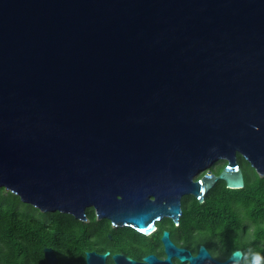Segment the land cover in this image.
<instances>
[{
  "label": "water",
  "instance_id": "obj_1",
  "mask_svg": "<svg viewBox=\"0 0 264 264\" xmlns=\"http://www.w3.org/2000/svg\"><path fill=\"white\" fill-rule=\"evenodd\" d=\"M238 152L264 175V0H0V187L23 202L146 234L184 195L244 187ZM161 239L129 264L244 256Z\"/></svg>",
  "mask_w": 264,
  "mask_h": 264
},
{
  "label": "trees",
  "instance_id": "obj_2",
  "mask_svg": "<svg viewBox=\"0 0 264 264\" xmlns=\"http://www.w3.org/2000/svg\"><path fill=\"white\" fill-rule=\"evenodd\" d=\"M237 158L244 171V187L229 188L220 179L203 202L191 194L184 196L182 226L176 231L185 237L195 231L194 250L204 244L213 255L224 258L241 248L244 256L240 264H244L251 249L260 254L264 264V249L259 246V240L264 239V175L242 154L238 153ZM224 162L220 161L213 171L219 173ZM86 212L88 221L60 211H41L0 187V264H49L44 255L46 246L59 252L58 264H79V249L93 247L91 238L104 243L110 232L120 240H134L142 254L155 251L159 244L161 231L154 237L130 228H118L114 233L109 219H98L93 207Z\"/></svg>",
  "mask_w": 264,
  "mask_h": 264
},
{
  "label": "flooded vegetation",
  "instance_id": "obj_3",
  "mask_svg": "<svg viewBox=\"0 0 264 264\" xmlns=\"http://www.w3.org/2000/svg\"><path fill=\"white\" fill-rule=\"evenodd\" d=\"M237 160H238V158H237ZM221 161H224V160H221ZM226 162H224V166H225ZM218 163H220V160L218 161ZM239 165L241 166L240 162H239ZM213 166H212V168H213ZM212 170H214V169H212ZM188 195H190V194H188ZM184 196H186V195H184ZM184 196L182 197V214L179 217L178 221H175L170 216H164L162 218L156 219L154 229L151 230L150 232L144 234V235H147L150 237L151 236L154 237L156 232L161 231V235L159 236V244L157 245V248L155 249V251H150L148 253L142 254V249L140 247H135L134 240H132L128 237H126V239H124V240H120L115 235H113V233L110 232V233H108L109 239L107 241H105L104 243L95 242V239L91 238L90 240L94 243L93 247H91V248H80L79 249V250H81V251H79V264H88L89 263L88 259H87V253L88 252H95V254L93 256H91V258L95 264L99 263L98 257H97L98 254L104 253L106 251H109V254L106 256V259H105L106 264H129L126 257H131V258L135 259L137 262H140V261H142L143 257L149 253H154L157 255L158 258L164 259L166 257V251H165L164 243L161 239V236H162L164 230H167L170 232V238L177 247H185L187 249H190L192 254H196L198 249L194 250L191 247V246H193V243H194V241L192 239V235L193 236L195 235V231H191V233L188 237L182 236V235H180L179 232L176 231L177 228L182 226V217H183V211H184V209H183L184 208V206H183L184 205L183 204ZM88 220H89V216L87 214V220H82V221H88ZM111 225L114 228V233H118V231H119V230H117L118 228H130V229H133L134 231H136L138 233H142V232L138 231L137 229H135L129 225H116V224H113L112 222H111ZM121 232L123 233L125 231H121ZM259 246L264 249V239L259 240ZM133 247H135V248H133ZM259 250H260V248H259ZM209 251H210V249H209ZM55 254L57 256V261L55 264H58V262L60 261V255H59V252H57V251H55ZM115 254H122V256L115 257L114 256ZM211 254H212V252H211ZM44 255H45V253H44ZM213 256L220 259V260L226 258V257L220 258V257H217L215 255H213ZM96 261L98 263H96ZM172 261L174 264H190L189 261H180L176 256L172 257ZM48 263L51 264L49 261H48Z\"/></svg>",
  "mask_w": 264,
  "mask_h": 264
},
{
  "label": "clouds",
  "instance_id": "obj_4",
  "mask_svg": "<svg viewBox=\"0 0 264 264\" xmlns=\"http://www.w3.org/2000/svg\"><path fill=\"white\" fill-rule=\"evenodd\" d=\"M261 259L262 258L258 252L250 249L246 254L244 264H261Z\"/></svg>",
  "mask_w": 264,
  "mask_h": 264
},
{
  "label": "rangeland",
  "instance_id": "obj_5",
  "mask_svg": "<svg viewBox=\"0 0 264 264\" xmlns=\"http://www.w3.org/2000/svg\"><path fill=\"white\" fill-rule=\"evenodd\" d=\"M220 161H221V160H220ZM217 163H218V161L214 164V166H213L212 169H214V168L216 167ZM5 190L8 191V189H5Z\"/></svg>",
  "mask_w": 264,
  "mask_h": 264
}]
</instances>
